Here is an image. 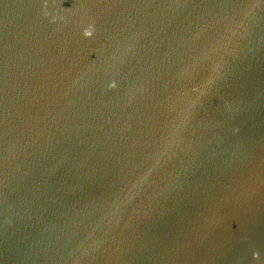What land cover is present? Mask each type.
Wrapping results in <instances>:
<instances>
[{
	"label": "water",
	"instance_id": "obj_1",
	"mask_svg": "<svg viewBox=\"0 0 264 264\" xmlns=\"http://www.w3.org/2000/svg\"><path fill=\"white\" fill-rule=\"evenodd\" d=\"M0 264H264V0H0Z\"/></svg>",
	"mask_w": 264,
	"mask_h": 264
},
{
	"label": "clouds",
	"instance_id": "obj_2",
	"mask_svg": "<svg viewBox=\"0 0 264 264\" xmlns=\"http://www.w3.org/2000/svg\"><path fill=\"white\" fill-rule=\"evenodd\" d=\"M83 35L85 37H91L93 35V28L91 26L86 28L83 32ZM110 87H115V84L113 83L112 85H110Z\"/></svg>",
	"mask_w": 264,
	"mask_h": 264
}]
</instances>
